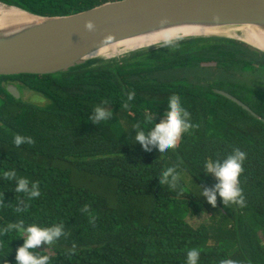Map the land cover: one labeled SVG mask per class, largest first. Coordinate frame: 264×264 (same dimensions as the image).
I'll list each match as a JSON object with an SVG mask.
<instances>
[{"label": "trees", "instance_id": "trees-1", "mask_svg": "<svg viewBox=\"0 0 264 264\" xmlns=\"http://www.w3.org/2000/svg\"><path fill=\"white\" fill-rule=\"evenodd\" d=\"M0 1L63 16L116 0ZM7 83L49 104L15 98ZM172 95L189 112L190 130L175 149L145 150L134 126L148 115L149 127L164 120ZM97 106L111 112L107 121L93 122ZM17 134L33 143L16 147ZM234 149L246 153L244 204L226 205L217 192L212 205L202 193L218 180L204 161L223 163ZM168 168L175 171L165 179ZM7 170L35 183L40 195L16 192ZM200 215L207 220L194 224ZM20 220L63 225L59 240L29 249L51 264H185L192 248L201 252L199 264H264V52L233 38L196 37L58 74L0 75V264H17L23 240L5 229Z\"/></svg>", "mask_w": 264, "mask_h": 264}, {"label": "water", "instance_id": "water-1", "mask_svg": "<svg viewBox=\"0 0 264 264\" xmlns=\"http://www.w3.org/2000/svg\"><path fill=\"white\" fill-rule=\"evenodd\" d=\"M0 3L36 17L22 25L0 28V75L58 74L91 61L118 59L140 49L196 37L233 38L264 52L234 35L244 27H264V0H116L63 16L36 15ZM183 29L192 30L179 35ZM169 31L180 33L120 56L96 54L121 41ZM6 88L20 98L15 84L9 83ZM214 91L253 113L231 93L217 88Z\"/></svg>", "mask_w": 264, "mask_h": 264}, {"label": "clouds", "instance_id": "clouds-1", "mask_svg": "<svg viewBox=\"0 0 264 264\" xmlns=\"http://www.w3.org/2000/svg\"><path fill=\"white\" fill-rule=\"evenodd\" d=\"M88 27L91 28V24ZM134 99L135 92L129 91L127 101H133ZM128 106L126 102L124 107L127 108ZM94 112L93 122L96 123L107 121L108 117L112 115L110 111H106L105 108L100 106L95 107ZM149 125H152L151 115L145 117L143 125L134 126L138 129L134 140L139 142L145 150H148V145H154L163 154L170 149H175L181 136L190 130V114L183 107L181 98L177 95H172L168 98L165 119L154 127H149ZM13 143L16 147H19L25 143L32 144L33 140L31 137L17 134L14 137ZM245 159V152L234 149L231 154L226 156L223 163L211 158L204 161L206 172L214 174L218 180L214 190L205 189L202 193L207 198L208 203L215 205L216 194L218 192L226 205L237 204L242 206L244 204L242 189L239 187V177L244 171L242 166ZM174 171V168H168L163 173L165 179L169 175H172ZM3 177L7 180H16L15 190L18 193H27L30 198L40 195L37 185L32 183L28 178L18 176L15 170L4 171ZM177 179H179V176H173V186H175ZM30 183L32 184L31 188H29ZM183 191H186V189L183 188ZM5 231L14 232L23 240L22 246L16 250L15 259L17 264H51L48 255L33 254L29 249H35L42 243L51 245L65 234V228L62 224L54 223L49 227H41L36 223L25 225L22 220L9 224ZM200 255L201 252L197 248L188 250L186 252L185 264H199ZM223 264H234V262L232 260H225Z\"/></svg>", "mask_w": 264, "mask_h": 264}, {"label": "bare ground", "instance_id": "bare-ground-1", "mask_svg": "<svg viewBox=\"0 0 264 264\" xmlns=\"http://www.w3.org/2000/svg\"><path fill=\"white\" fill-rule=\"evenodd\" d=\"M34 19H36V17H33L24 11L0 3V28H4L6 26L11 27L13 25L14 26L22 25ZM192 29L189 30L183 29L181 31L184 30L185 31L182 33L178 31H169L156 35L135 38L132 40L121 41L118 42L117 44H113L111 46L101 49L100 51L96 52V54L103 55L104 57H112L114 55H118L123 51L131 50L136 47H141L144 45L157 43L164 39L176 36L179 33H180L179 35L190 33ZM196 30L199 31L198 28H194V31ZM234 35L238 36L239 38H242V40L247 41L254 46H257L258 48L264 49V27H256V26L244 27L241 29L239 34L234 33Z\"/></svg>", "mask_w": 264, "mask_h": 264}, {"label": "rangeland", "instance_id": "rangeland-1", "mask_svg": "<svg viewBox=\"0 0 264 264\" xmlns=\"http://www.w3.org/2000/svg\"><path fill=\"white\" fill-rule=\"evenodd\" d=\"M237 34H239V33H237ZM123 53H125V51L122 52L121 54L117 55V56L123 55ZM13 84H16V83H13ZM18 90L20 92V98L25 102L35 104L38 106H46L49 104V99L45 95H43L39 92L28 90L24 87L19 88ZM217 134L218 135L220 134L219 130H217ZM206 220H207L206 215H200L199 217L194 219L193 223L194 224H200L201 222L206 221Z\"/></svg>", "mask_w": 264, "mask_h": 264}, {"label": "flooded vegetation", "instance_id": "flooded-vegetation-1", "mask_svg": "<svg viewBox=\"0 0 264 264\" xmlns=\"http://www.w3.org/2000/svg\"><path fill=\"white\" fill-rule=\"evenodd\" d=\"M15 85L17 86L18 89H19V88H22V87L19 85V83H16Z\"/></svg>", "mask_w": 264, "mask_h": 264}]
</instances>
